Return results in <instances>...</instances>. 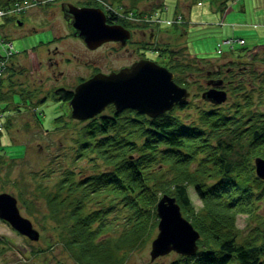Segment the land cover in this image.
I'll return each mask as SVG.
<instances>
[{"label": "trees", "instance_id": "obj_1", "mask_svg": "<svg viewBox=\"0 0 264 264\" xmlns=\"http://www.w3.org/2000/svg\"><path fill=\"white\" fill-rule=\"evenodd\" d=\"M9 1L15 0H2L0 7ZM213 1H220L225 12L233 0ZM79 3L100 5L97 0ZM137 8L136 1L131 0L125 10L130 11L126 21L114 14L109 18L152 25L147 22L148 13ZM263 23L264 19L259 24ZM236 44L241 50L235 49ZM245 45L244 39L227 38L219 51L235 58L227 67L207 70L205 63L211 64L207 57L187 60L183 49L164 50L169 53L163 64L174 72L176 82L190 90L195 86L199 96L214 81L222 80L217 88L226 91L227 101L230 94L236 97L226 108L209 102L196 119L187 120L181 113L189 107L188 102L156 117L134 109L117 111L109 105L106 113L78 121L84 125L74 139L72 162L86 159L93 171L79 174L66 166L52 188L39 184L38 189L49 209L47 217L57 225L60 242L79 264H123L126 255L122 258L121 251L130 252L152 237L159 221L157 203L165 194L176 198L182 214L200 233L197 253L180 255L170 264H264V234L260 229L264 228L260 211L264 179L255 168V159H264V74L257 73L256 66H250L248 72L246 66H237L243 61V52L251 50ZM224 46L228 50H223ZM237 51L243 52L237 55ZM12 76L10 73L7 78L14 83ZM3 79L0 77V101L6 103V109L13 104L15 111L22 112L14 100L21 96L23 101H31L35 89H16L14 84V93H4ZM255 81L259 84L258 99L254 87H247ZM48 92L42 101L53 97L68 103L73 96L72 91ZM33 113L35 120L39 118ZM63 118L59 116L57 124ZM8 125L5 118L2 126ZM190 186L202 202L198 209L191 200ZM26 190L24 187L19 192L18 200L32 213L35 201ZM239 214L256 223L246 235L237 227ZM115 227L119 231L112 234ZM5 248L0 241V252Z\"/></svg>", "mask_w": 264, "mask_h": 264}, {"label": "rangeland", "instance_id": "obj_2", "mask_svg": "<svg viewBox=\"0 0 264 264\" xmlns=\"http://www.w3.org/2000/svg\"><path fill=\"white\" fill-rule=\"evenodd\" d=\"M62 1L79 3L84 0H32L31 5L52 6L46 9L42 6L40 10L31 11L30 5H28L22 9L30 10V15H25L28 26V29L25 28L26 36L12 33L15 27L10 17L0 16V40L3 35L11 38L14 52L13 55L6 54L3 48L5 44L0 43V52L6 54V57L9 56L8 61L11 63L9 72L0 76L4 78L2 86L4 93H14V84L16 89L33 88L41 77L44 78V73L40 70L46 65L49 48L55 51L56 47L59 46L61 50H66L70 45L79 44L71 40V42L66 43V46H63V42L49 41V36L43 37L42 34H39V29L45 23L44 15L46 12H49L54 5H60ZM100 1V5L104 9H116L120 14L119 18L127 20L126 14L130 11L125 10L131 5V0H122L120 3L113 2V0ZM135 1L138 11H145L150 15L155 13L153 15L155 22L152 23H156V26H158V20L163 21L161 24L164 25L158 26L160 31L157 30V32H161L164 36H170V39L167 40L171 42L167 48L172 51L183 49L182 54H186L187 60L196 58V56L207 57L211 64L205 63L204 69L206 70L218 65L227 67L229 60L234 59L236 55L226 52L220 53V43L227 38L244 39L246 45L243 47L251 50L242 51L243 61L239 62L240 64L237 66H246L247 72L248 69H252L250 66H256L255 71L264 74V24H259L264 19V0H233L225 12H222L220 1L213 0ZM120 5L122 6L120 7ZM146 17L149 18L148 15ZM174 19L183 25L176 27L177 24L172 23ZM187 21L190 23L188 24ZM30 25L37 26L34 27L36 31L30 32ZM240 48L242 46L235 45V49L241 50ZM224 49L228 50V47L224 46ZM96 52L94 57L100 58L104 55V65L107 69H111L129 65L137 58L135 55H140L141 50L133 51L131 45L121 49L117 43L109 42ZM242 52L237 51L235 54L239 55ZM141 53L143 54V52ZM66 55H70L68 51ZM59 57L61 56L56 55L57 59ZM5 67L6 63L2 60L0 69ZM62 69L67 73H73L78 68L73 62L69 65L63 64ZM80 69L82 71L83 67ZM10 73H13L14 83H12V79L7 78ZM63 81L67 82L69 78L64 80L60 76L58 81L53 79V84ZM51 83L50 78L46 79L43 84H39V87L44 89H35L29 102L23 101L21 96H17L14 101L20 103L22 112L15 111L12 108L13 104L6 109V103L0 101V130L2 132L0 134V192H9L18 199L19 192L24 187L27 189L25 194L35 201L32 213L29 211L30 208L28 209L20 200H18V206L21 214L29 218L40 233L38 240H31L0 218V241L6 247L3 252H0V264H79L60 242L56 223L47 217L49 209L45 198L39 193L38 185L43 184L52 188L66 166L70 168L72 166L79 174H89L94 168L92 163L86 159L81 161L79 159L76 164L72 162L73 156H75L74 139L77 136V130L84 123H79L80 120L77 119L71 121V117L68 119L70 115L67 112L71 109L69 103L58 99L54 100L53 97L45 101L38 100L44 95L49 96L48 91L52 90ZM247 87L248 89L254 87L256 90L255 99H258V82L255 81ZM190 92L191 95L187 99L190 105L181 113L187 120L196 119L199 116V111L210 105L208 101L198 95L195 86ZM235 99V95L230 94L228 101L222 103L221 106L226 108ZM24 104L28 105L25 106ZM261 108L264 109V106ZM33 112L39 117L36 120ZM3 113L6 121H9L7 127L2 126L5 119ZM59 116H64V118L60 119L62 121L57 124L56 119ZM64 120L69 122L65 123ZM189 194L194 207L200 208L202 202L194 187H189ZM260 211L264 214V201L261 203ZM236 224L243 235H246L251 227H256V223L245 214L237 216ZM117 228L119 227H115L112 234L116 231L118 233ZM260 229L261 234H264V228L261 227ZM158 232L157 226L152 237L142 246L130 252L121 251L122 258L126 255L123 264H170L176 261L180 254L175 251L151 259V243Z\"/></svg>", "mask_w": 264, "mask_h": 264}, {"label": "water", "instance_id": "obj_3", "mask_svg": "<svg viewBox=\"0 0 264 264\" xmlns=\"http://www.w3.org/2000/svg\"><path fill=\"white\" fill-rule=\"evenodd\" d=\"M72 5V4H71ZM75 27L87 37L86 43L93 46L104 40H119L121 26L104 25V15L94 10H81L76 14ZM104 25L103 31L99 27ZM96 36L99 38L96 39ZM203 92L202 97L215 104L227 100L226 91L217 88L222 80ZM190 92L174 81L173 73L166 67L151 60H140L129 68L110 74H97L80 83L70 99L71 116L84 120L101 113L109 104L117 111L133 108L155 117L171 110L175 104L185 103ZM257 175L264 179V159H255ZM159 217L157 236L151 243V259L176 251L182 255H195L198 250L199 231L181 211L176 198L163 195L157 203ZM0 218L31 240H38L40 233L32 221L23 216L16 196L0 193Z\"/></svg>", "mask_w": 264, "mask_h": 264}, {"label": "flooded vegetation", "instance_id": "obj_4", "mask_svg": "<svg viewBox=\"0 0 264 264\" xmlns=\"http://www.w3.org/2000/svg\"><path fill=\"white\" fill-rule=\"evenodd\" d=\"M1 1L2 0H0V2ZM42 6H44V9H46L47 7L52 5H30L29 9L31 11L36 9L40 10ZM29 9H26L23 12L11 17V22L14 23L15 27L12 30V33H14L15 35H17V33H19L20 36L27 35L26 29H28V26L25 15L29 14ZM81 10H94L97 12H99L100 10L104 15V25H106L107 27L121 26L122 28H119L120 30L118 31V42L113 40H104L103 42H100L95 46H93V44H87L86 40L88 38L93 39V37H87L81 29L76 28L74 25L76 22V14L81 12ZM44 17L45 23L42 25L41 29H39V34H42L43 37L49 36V41L63 42V46H66V43L71 42V40L74 42H78L79 44L77 45V43H75L73 45H70L66 50H61L59 46L56 47L55 51L50 50V48L48 49L49 54L46 60V65L43 69L40 70L44 73V78L41 77L39 79L40 83L36 82L34 84L33 88L36 90L44 89L43 87L40 88L39 84L41 85L46 79L51 78L52 90L49 91H53L54 93L58 94H60V92L64 93V91L74 92L78 84L92 78L97 74H110L111 72H118L121 69L129 68L135 62L143 59L153 60L158 64L164 66L163 61H166L168 59V52H164V50L168 49V44L171 41L167 39H170V36H164V34L162 35L161 32H157V30L160 31V27H158L160 25H150L149 27H147L145 24L141 23H124L122 21L113 20L109 18L110 16L102 5H83L80 3L62 1L60 5H54V7L51 8L49 12H46ZM104 25H102V27H99L98 30L100 29L101 31H103V28L105 30V28L107 27H105ZM34 27L37 26L34 25ZM34 27L31 25L29 26L30 32H32L33 30L36 31V28ZM97 38L99 37L96 36V39ZM109 42L117 43L121 49L127 48L128 45H131L133 47V51L141 50L143 54L141 52L139 56L134 54L137 58L134 59L129 65L126 64L119 68L114 67L111 69H107L106 65H104V55L103 57L98 58L94 57V54ZM67 51L70 54L69 56L66 55ZM56 55H60L61 57L57 59ZM73 62L77 65L78 68L75 72L67 73L62 69L63 64L69 65ZM81 67H83L82 71L80 69ZM60 76L64 80H67L69 78V81H63L57 84H53V79L54 81H58ZM47 96L48 95H44L41 99L38 100L42 101ZM60 100L62 99L60 98ZM68 112V114L70 115V110Z\"/></svg>", "mask_w": 264, "mask_h": 264}, {"label": "built area", "instance_id": "obj_5", "mask_svg": "<svg viewBox=\"0 0 264 264\" xmlns=\"http://www.w3.org/2000/svg\"><path fill=\"white\" fill-rule=\"evenodd\" d=\"M27 5H29V4H27ZM18 9H20V8L18 7ZM3 14H5V11H0V15H3Z\"/></svg>", "mask_w": 264, "mask_h": 264}, {"label": "crops", "instance_id": "obj_6", "mask_svg": "<svg viewBox=\"0 0 264 264\" xmlns=\"http://www.w3.org/2000/svg\"><path fill=\"white\" fill-rule=\"evenodd\" d=\"M264 24V23H263Z\"/></svg>", "mask_w": 264, "mask_h": 264}]
</instances>
